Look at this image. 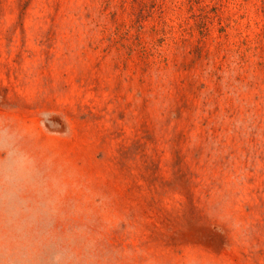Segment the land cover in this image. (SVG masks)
I'll return each instance as SVG.
<instances>
[{"label": "rangeland", "instance_id": "rangeland-1", "mask_svg": "<svg viewBox=\"0 0 264 264\" xmlns=\"http://www.w3.org/2000/svg\"><path fill=\"white\" fill-rule=\"evenodd\" d=\"M0 264H264V0H0Z\"/></svg>", "mask_w": 264, "mask_h": 264}]
</instances>
